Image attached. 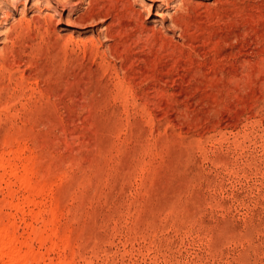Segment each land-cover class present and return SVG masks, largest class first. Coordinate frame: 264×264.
Listing matches in <instances>:
<instances>
[{"label":"rangeland","instance_id":"rangeland-1","mask_svg":"<svg viewBox=\"0 0 264 264\" xmlns=\"http://www.w3.org/2000/svg\"><path fill=\"white\" fill-rule=\"evenodd\" d=\"M61 1L0 0V264H264V0Z\"/></svg>","mask_w":264,"mask_h":264},{"label":"bare ground","instance_id":"bare-ground-1","mask_svg":"<svg viewBox=\"0 0 264 264\" xmlns=\"http://www.w3.org/2000/svg\"><path fill=\"white\" fill-rule=\"evenodd\" d=\"M60 1L61 0H57V3H56V5L58 6V4L60 3ZM64 1V0H63ZM63 1H61V2H63ZM67 1V0H66ZM65 2V1H64ZM151 2H152V8L153 9H155L156 10V16L158 17V18H160L162 21H165V20H167L168 19V17H169V21H170V23H171V25H172V27L174 28V29H179V24H178V21L173 17V16H168V17H166V13H168L169 11H171L175 6H174V3L171 1V0H151ZM77 3V2H76ZM88 4V3H87ZM182 5H184V2H182ZM52 8V10H55L56 11V9L57 8H55V7H51ZM151 9V8H150ZM148 10V17L150 16V12H151V10ZM23 16V15H22ZM61 17V16H60ZM80 18V17H79ZM50 19H52L51 18V16H50ZM132 25L130 26V34L132 35L131 36V40L133 41V44L135 45V47L136 46H139L140 44H142V43H146V44H148L149 42H150V40H151V38H152V36H153V32H154V28L153 29H146L145 27H143V24H142V22H140V20H141V18H140V14L136 11L134 14H133V16H132ZM147 19V18H146ZM69 22V24H70V26H72V27H74L75 26V22H70V21H68ZM157 21H153V23H156ZM163 25V24H162ZM108 28H106V30H107ZM7 31V30H6ZM125 31V30H124ZM128 32V31H127ZM157 32V31H156ZM6 33H8V31L6 32ZM5 33V34H6ZM123 33H125V32H123ZM156 33H154V35H155ZM180 34V33H179ZM178 34V35H179ZM9 35V34H8ZM105 36V35H104ZM156 37V36H155ZM7 38H8V36H7ZM5 40H7L6 38H5ZM4 40V41H5ZM3 42V41H2ZM6 42V41H5ZM1 43V42H0ZM4 44V43H3ZM161 44V43H160ZM163 44V43H162ZM152 44L150 43V45L149 46H151ZM160 46V45H159ZM162 46V45H161ZM160 46V47H161ZM170 46V45H169ZM4 47V46H3ZM145 47V46H144ZM2 48V47H1ZM139 48V47H138ZM146 48V47H145ZM164 48V47H163ZM165 49V48H164ZM166 49H167V47H166ZM0 50H2V49H0ZM172 61V60H171Z\"/></svg>","mask_w":264,"mask_h":264}]
</instances>
